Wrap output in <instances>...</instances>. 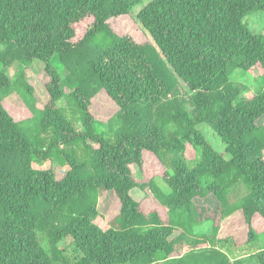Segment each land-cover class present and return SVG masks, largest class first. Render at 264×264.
<instances>
[{
    "label": "trees",
    "instance_id": "1",
    "mask_svg": "<svg viewBox=\"0 0 264 264\" xmlns=\"http://www.w3.org/2000/svg\"><path fill=\"white\" fill-rule=\"evenodd\" d=\"M144 3L0 0V264H264V248H255V220L264 219V34L244 21L264 0ZM128 19L150 41L114 25ZM35 60L49 78L40 118L27 78ZM14 64L16 81L7 72ZM256 67L263 88L245 96L231 71ZM66 85L74 86L69 111L58 105ZM14 91L30 118L3 102ZM44 162L52 164L34 165ZM144 165L157 171L139 180L133 168ZM108 191L120 209L104 229L97 219ZM209 196L218 207L197 202ZM208 220L212 231L196 234ZM225 244L248 252L232 257Z\"/></svg>",
    "mask_w": 264,
    "mask_h": 264
},
{
    "label": "rangeland",
    "instance_id": "2",
    "mask_svg": "<svg viewBox=\"0 0 264 264\" xmlns=\"http://www.w3.org/2000/svg\"><path fill=\"white\" fill-rule=\"evenodd\" d=\"M150 0H145L144 4H147ZM143 4H139L136 6L135 11L138 12L143 8ZM245 23L248 24L249 28L254 33H262L264 34V11H256L249 15H247L244 19ZM90 23V20L88 21V24ZM114 25L119 29L123 26H125L127 29H130V31L133 33V35L136 37V39L140 42H148L150 41V37H148L144 32H142L137 25H135L131 19L125 20H118L114 23ZM86 26H82L80 29H85ZM55 66L59 69L62 77L65 79L67 77V72L62 65V63L59 60V57L56 56L54 60ZM20 67L18 64H14L7 68V72L9 76L16 81L18 76V71ZM260 68H255L252 72H245L242 69H234L231 71V79L236 82H242L247 86V90L244 92L245 96L251 97L252 94L259 92L263 88V83L260 80L259 76L261 73ZM28 75L27 78L29 81L34 85L36 90V96H37V102H36V110H37V117L40 118L42 116V108L47 103V93H46V83L48 82L49 78L47 74L44 71V62L41 60H35L33 65L30 69H28ZM74 90L73 85H66L65 86V93L66 95L58 101V105L60 107H66L70 108L73 106V103H75L74 98L72 97V93ZM2 100L7 105H15L19 109H23L24 117L30 118L32 116L31 111L27 107V104L24 102V98L21 97L19 91H14L13 93L2 96ZM74 101V102H73ZM112 105V104H111ZM68 110V109H67ZM69 111V110H68ZM70 114V113H69ZM31 123L32 126L37 125L35 120ZM260 123L264 124V118L260 120ZM79 129L82 128L81 122L78 123ZM199 129L205 134L206 138L209 140V142L214 146V148L219 151L220 153L224 154V157L227 159H230L231 156L228 153H225V143L222 141V139L212 130V128L208 124H200ZM82 151L79 152L80 155H82ZM51 162H44L43 164L35 163V167L38 168H49L51 166ZM152 164V163H149ZM153 165V164H152ZM156 168H154L151 165H144V168H133V173L135 177L139 180H146L148 177H150L152 174L156 173ZM63 172V170H61ZM160 185L164 186L161 181H159ZM245 193V190L242 191V194ZM198 203L210 205L212 207H218V202L215 201L214 196H209L206 199H197ZM215 207V208H216ZM120 209V202L117 197V195L113 191L106 192L103 196H101L99 200V210H100V216H98L97 222L100 224L101 227L104 229H107L109 227V221L119 212ZM213 222L211 220H208L204 223H201L199 226L195 227V233L196 234H203V233H209L212 231ZM255 226L258 232V240L257 245L255 248L262 249L264 248V219L263 218H256L255 220ZM226 229V228H225ZM225 229H223V233H225ZM179 233L176 232V234ZM70 240L64 241L61 243V246L66 247V255L68 256V259H70L71 263H73L72 257L73 253L71 252V247L68 244ZM226 248H223L224 251L230 253V256L232 257H239L247 253L248 251L244 252L243 248H238L233 244H225Z\"/></svg>",
    "mask_w": 264,
    "mask_h": 264
}]
</instances>
